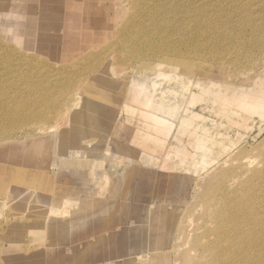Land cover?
<instances>
[{"label": "rangeland", "instance_id": "obj_1", "mask_svg": "<svg viewBox=\"0 0 264 264\" xmlns=\"http://www.w3.org/2000/svg\"><path fill=\"white\" fill-rule=\"evenodd\" d=\"M133 1L0 0V50L5 52L1 50L0 55L11 52L12 65L2 62L4 66H17L11 79L14 86L5 87L9 96L1 98L0 104H9L15 114L14 122L18 119L16 114L20 115L17 110L23 108L29 111L40 106L51 115L66 108L61 123L50 117L43 126L35 125H47V130L15 126L9 137L0 138V264H207L210 256H204L205 246L213 241L208 233L213 226L207 225L211 205L207 200L211 190L212 195L216 193L214 186L207 188L210 179L206 176L242 146L248 150L242 158L253 159L255 164L264 162L262 118L255 117L251 130L237 136L222 128L219 119L216 121L220 123L214 126L208 121L202 126L198 123L174 141L175 130L167 137L160 136L161 133L149 129V120L136 111L142 107L138 102L147 91L156 103L162 98L164 105L177 106L180 111L192 82L199 87L213 82L214 91L221 93L238 90L239 96L250 94L248 103L264 107V88L259 89L257 83L264 76V0L239 1L242 13L261 10L249 21L260 22L263 39L257 32L254 38L261 40L253 38L245 44L248 47H242L245 50L237 51L232 44L238 40L234 35V40H224L223 35L218 37L212 31L204 32L208 35L197 33L199 37L193 31L194 38L190 33H185V37L189 35L198 43L203 40L202 44L197 47L198 43L187 36V44H179L181 54L175 56L139 46L136 34L127 31L144 18L140 6L136 7ZM124 11L126 18L130 17L125 24V17L120 22ZM216 21L219 23V18ZM245 26L243 32H251L247 24L242 28ZM154 38L160 40L158 36ZM226 45L230 49L224 48ZM232 51L243 53L235 57ZM250 57L255 58L254 62ZM241 66L249 67L242 71ZM122 67L125 70L118 71ZM135 89L145 92L137 96ZM254 97L263 102H255ZM203 104L196 103L187 110L212 116L201 109ZM13 121L10 119L11 126L16 125ZM148 132L155 140L145 138ZM194 132L199 139L202 137L203 145L200 140L196 142L198 136ZM212 141L220 146L215 143L212 147ZM153 147L156 153L151 151ZM257 150L259 156H253ZM213 175L216 172L209 178ZM202 195L207 203L204 197L200 198ZM69 200L88 201L70 207L64 204ZM195 225L200 226L198 234ZM260 241L264 242L261 234Z\"/></svg>", "mask_w": 264, "mask_h": 264}, {"label": "bare ground", "instance_id": "obj_2", "mask_svg": "<svg viewBox=\"0 0 264 264\" xmlns=\"http://www.w3.org/2000/svg\"><path fill=\"white\" fill-rule=\"evenodd\" d=\"M222 1L230 3L231 6L229 7L228 5H226L222 2H218L217 0H135V1H133V3L135 2L136 7L140 6L139 12H141L143 14L144 18H143V20L141 19L140 22L134 23V25L132 27L127 28V31L136 34L135 40L137 41V44H139V46L145 45L146 47H149V48L153 47L165 55L170 54V55L175 56L177 54L178 55L181 54L179 52L180 48H178L179 46L181 47V45H179V44H184L183 47H185V45L187 44V41L185 40L187 36L189 37V40L190 39L193 40L192 39V37L194 35L193 31L196 32L195 35H197V33H201V32H203V34L205 35L207 33H204V32L212 31V32H215V34H217L218 37L223 35L225 37L224 40L228 39V37H230L234 40V38L236 37V39H238V40L232 41L234 48H236L237 51L238 50H245V48L242 49V47H244V46L248 47L245 44L251 43L250 41L253 40V38L257 32H259L258 34L261 35L260 31L262 29L261 27H263V26H261L260 22L259 21L256 22L254 20H253L254 22L249 21V20H251V16L253 17V15L256 12H260L261 10H257L255 12L251 11L249 13H242L240 8H239V1L240 0H222ZM208 8L210 9L211 12L208 10ZM124 13H125V11H124ZM263 14H264V12H263ZM124 17H125V22H124V24H125V23H127V21H129L127 19L130 17L128 16V18H126V13H125V16L120 18V22L123 23ZM218 18H219L220 22L223 23L224 25H222V24H220V22L218 23L216 21V19H218ZM223 18H224V20L226 19L227 22L222 20ZM252 19H254V17ZM243 24H245V25L247 24L248 29H250L251 32H249V33L243 32L244 29L246 28V26L244 28H242ZM119 32H121V31H119ZM148 32H152V33H149V35H147ZM185 33H187V34L190 33V35H192V37L189 35H187L185 37V35H186ZM201 35H202V33H201ZM233 35H234V38H233ZM133 36L134 35H132V37ZM154 36L160 37V40L154 38ZM197 36L199 37L200 35H197ZM223 36H222V38H223ZM260 37L263 39L262 35ZM255 38H254V40L260 39L258 37L256 39ZM196 39L198 40V38H196ZM216 39H218V38H216ZM219 39H221V38H219ZM232 39H230V41ZM200 40H202V38ZM209 40H211V39H209ZM222 40H221V42L224 43ZM193 41H195V40H193ZM207 41H208V38H207ZM226 41L229 43L228 40H226ZM202 42H203V40H202ZM202 42H199V43L202 44ZM262 42H264V40H262ZM197 43L198 42H196V44ZM199 43L197 44L198 46L196 44L195 45L197 47H199V45H200ZM206 43H208V42H206ZM218 43H220V42H218ZM252 43H253V41H252ZM255 43L256 42H254V44ZM120 44H121V42H120ZM189 44H193V42H191ZM257 44H256V47H257ZM260 44H262V43L260 42ZM222 45L223 44H221L220 46H222ZM208 46L212 47L211 45H208ZM217 46H219V45L217 44ZM227 47H228V45H226L224 48H227ZM3 49H4V47H3ZM186 49L188 50L190 48H187V46H186ZM218 49H220V48H218ZM1 50H2V48H1ZM1 50H0V53L2 54V52H4V51L2 50V52H1ZM203 50H204V48H203ZM223 50L221 49L220 51L222 52ZM256 50H258V49H256ZM146 51H148V49H146ZM191 51H193V50L191 49ZM248 51L246 50L245 53H247ZM251 51H254V50H251ZM6 52H8V50H6ZM206 52H208L207 49H206ZM226 52H224V53H226ZM239 52H240V54L238 52L236 53V51H235V54L242 55L243 52L242 53H241V51H239ZM257 52H259V51H257ZM10 53L11 52H9V54ZM113 53H114V51H113ZM204 53H205V51H204ZM9 54L8 55L4 54L5 56L0 55V100L5 95H7L6 92L4 91V89H6L5 87L7 85L14 86V84L11 83L12 82L11 79L13 78L12 74L14 75L16 73L15 68L17 66L13 65L12 67H10L12 65V63H10L12 61V59L10 61V55H12V53L10 55ZM183 54L185 55L184 52H183ZM235 54L233 52L232 55L236 57ZM249 54H250V52H249ZM222 55L224 58L225 55L224 54H222ZM239 55H237V56H239ZM248 56H250V55H248ZM251 56H253V53L251 54ZM114 57H116V55ZM244 57L246 58L247 56L245 55ZM223 58L221 60H223ZM239 58H240V56L238 57V60H239ZM111 59L113 60V56ZM184 59H185V57H184ZM208 59H209V56H208ZM116 60H117V58H116ZM251 60H252V58H251ZM2 61H4L6 63V65H10V66H4ZM113 61L115 62V60H113ZM117 61L120 62L119 60H117ZM218 61H220V60H218ZM224 61H225V58H224ZM242 61H243V59H242ZM245 61H247V60H245ZM13 62L15 63V61H13ZM229 62H230V60H229ZM249 62H247V63L245 62V63L248 65ZM231 63H229V64H231ZM117 64L118 63H116V65ZM122 64H124V63H122ZM205 64H207V63H205ZM114 65H115V63H114ZM238 65H239V63H237V67H238ZM2 66H4V67H2ZM252 66H250L251 70H252ZM200 67H201V65H200ZM239 67H240V65H239ZM241 67L244 68L243 66H241ZM248 67H246L247 70H248ZM112 68H113V66H112ZM114 68H113V70L115 71ZM124 68L121 70H118V71L125 70ZM126 68H127V66H126ZM242 68H241V70H242ZM246 68H244V70H242V71H245ZM236 70L238 71L237 68L235 69V71ZM254 70L255 69L252 70L253 73H255ZM240 74H241V72H240ZM228 81H230V80H228ZM259 81H261V82H259ZM209 83L211 86L208 85L206 87H199V85H194V83L192 82L190 84V87H192V89L190 88L189 93L187 92V94H186L187 98L183 102V106H182V108H180V111L178 108H176L177 106L176 107H170V106L164 105L162 98L159 101V103H156L152 99L153 97L152 98H151V96L149 97V95L147 93L148 91L145 92V90H143V89H139V90L135 89L136 91H133V92L137 96H140L139 94H142V91L145 92V95L143 93V97L141 98L142 101L138 102L142 107H140V105H139L140 109L138 108V110H136V111H139V113H140L139 115L140 116L142 115L146 119V121H147V119L149 120V122H148L149 129L152 128L151 130H153L154 132L156 131L158 133H161V135L159 134L160 136L164 135L165 137H167L171 134V132H173L175 130L176 134L174 132V134H175V136L173 137L174 141L178 140V139H176L177 136L179 137L181 135L183 136L184 134L186 135V131L190 130L191 127H193L194 125H196L198 123H200L202 126V125H204L205 122L208 121V123L210 122L212 124V126H214L216 123L219 122V121H216V119H219V120H221V127L222 128L227 129L228 131L231 130L233 132V135L237 136V135L247 131L249 129L250 125H253L255 117L260 118V120H261V118L264 120V107L260 106V105L255 106L251 102L248 103L247 99L249 98V100H250L252 98L250 96V94L246 93L243 96H239L241 94V92L238 93V90H232L231 94L221 93L220 91L217 92V91H214V89H213L214 83L213 82H209ZM257 83L259 84L258 85L259 89H261L262 87L264 88V76L262 78H260L257 81ZM197 89H200V91L197 93H194L195 90H197ZM10 92L11 93H9V94L12 95V91H10ZM137 92H138V94H137ZM130 95H131V93H130ZM7 96H9V95H7ZM7 96H5V97H7ZM162 96H163V94H162ZM132 99L133 100L136 99V96H134ZM254 100L257 103L263 102V100H259V98H257V97H254ZM204 102H206V103L203 104ZM134 103H137V102H134ZM196 103L203 104L204 107L201 109L204 110V112H206V110H207V112L212 114V116L206 117L204 115V113H202L203 115L202 114H195L192 111L190 112L187 110L190 106H193ZM4 104H5V106H2V104H0V138L9 137L10 133H12V131H14L16 129V127H18V129L19 128L21 129V126H23V127L25 126L26 129L30 127L32 130L39 131V132L47 130V128H44L47 125H45L44 127H39V126H35V125L46 124L43 122H48L50 117L52 120L54 119V121H56L57 124L61 123V120L63 119V115H61V114H64V111L66 109V108H64L63 110H61V108H60V110L58 111L57 109L59 107H57V109H56L57 111L55 112V114L51 115L52 112H49L47 114L46 112L42 111V108L40 106H38L37 109H34V106H33V107H31V110H29V111H27L26 108H23L21 111L17 110L16 113H19L20 115L16 114L18 119H16V122H14L13 121L14 115H15L14 111L13 112L11 111L9 104H7V103H4ZM263 105H264V102H263ZM2 107L4 108L3 113H2ZM129 109H131V108H129ZM129 109H128V112H129ZM132 110H133V108H132ZM22 111H24L23 114H22ZM53 111H54V109H53ZM178 111H179V113H178ZM1 113H2V115H1ZM177 113H178L179 117H177V120L175 121L174 117H175V114H177ZM10 119H11V121H13L12 123L13 124L16 123V125L11 126ZM112 120H113V118H112ZM262 124H263V122H262ZM51 129H54V128H51ZM147 129H145V130H147ZM23 130H25V128ZM249 130H251V129H249ZM258 130L260 133L261 132L260 128H258ZM195 132H194V135L198 136V133H195ZM140 133L142 134V132H140ZM148 134L149 135H145L146 136L145 138L146 139L147 138L152 139V136H150V132H148ZM189 134H192V133H189ZM140 136H143V135H140ZM192 136H193V134H192ZM192 136H191V138L194 137V136L193 137ZM222 137H223V135H222ZM156 138H158V137L156 136ZM188 138H190V137H188ZM199 138H200L199 136L197 138H195L196 142L201 141L200 144L204 143L201 140L202 137H201V139H199ZM195 139H194V141H195ZM152 140H155V139H152ZM161 140H163V139H161ZM164 140H167V139H164ZM209 140H211V138ZM213 140H214V138H213ZM142 142H143V140H142ZM209 142H211V141H209ZM259 142H262V141H259ZM215 143L217 144V142L212 141V144L211 143L210 144L213 147V146H215ZM161 144H162V141H161ZM197 145H199V144H197ZM201 145H203V144H201ZM217 145L220 146V143ZM153 146H154V144H153ZM249 146L253 147L251 144H249ZM249 146H248V148H249ZM146 147H148V146H146ZM154 147L157 148L158 145H157V147L156 146H154ZM154 147L151 148L152 149L151 151H154V153H156L154 150ZM163 148L164 147H162V149ZM208 148H210V147L208 146ZM243 148H246V147H244V146L239 147L238 150L235 152L237 154L234 155L231 153V154H229V156L225 157L226 160H224L221 164L218 165L219 167L217 168V170L215 169L216 171H214V172L211 171V173H210L211 175L215 174V172H216V175H213V177H211L212 179L209 178L210 177L209 173L207 175L208 177L206 176V179L207 178L210 179L209 183L206 184V185H209V187L207 186V188H210V187L212 188V186H214L216 191H217L216 192L215 189L212 188L214 190V192L216 193V195H212L213 193H210V192H212V190H211L208 194L211 197L209 198V196L206 195L209 198L208 200L205 199V197L203 196L205 194L200 196V198L204 197L203 198L204 202H206L205 200H207L211 204L209 209H208L209 221H208L207 225L213 226V229L208 231V233L210 234L209 236L213 237V241L209 242L205 246L206 250H205L204 256H206V257L210 256V259H209L207 264H264V242L260 241V234H261V237H264V232H263L264 231V228H263V226H264V212L262 211L260 213L261 210H264V162L255 164L251 161L253 159L249 160V159H247L248 158L247 156H246L247 160H245L244 158H242V156L244 155V151L247 155L248 150L246 151L247 148L246 149H243ZM203 149H205V147H203ZM223 149H221L222 151H220V153L222 152L221 153L222 156L225 155V152ZM143 150H144V148H143ZM166 151L168 154V150H166ZM170 151H171V149H170ZM210 152H212V150H210ZM223 152H224V154H223ZM258 152H254V154L252 153V155L254 156L255 154H258V156H259L260 152L259 153ZM160 153H162V152H160ZM163 153H164V151H163ZM177 155H179L178 152H177ZM177 155H176V157H177ZM217 155L220 156L219 152L217 153ZM262 156H263V154H262ZM165 157H166V155H165ZM191 159H192V156H191ZM216 159H217V157H216ZM168 160L166 161V165L168 163ZM248 160H249V162H247ZM193 161L194 160H192V162ZM253 164H255V165L253 166ZM174 168H175V166H173V169ZM218 169H220L219 170L220 172H218ZM169 170H171V169H168V171ZM173 171H175V170H173ZM79 175H81V174H79ZM211 180L213 182H211ZM207 181H205V182H207ZM214 181L215 182L217 181V182L215 183ZM213 183H215V184L213 185ZM216 184H218V185H216ZM206 192L208 193V189H207V191L205 190V193ZM87 201L88 200H78L77 202L65 201L64 204L71 207V206H75V205H80L81 203H86ZM90 201H92V200H90ZM203 201H202V203H203ZM204 208H205L204 210L207 211L206 207H204ZM200 211H201V205H200L199 212ZM201 214H202V212H201ZM197 215H198V213H197ZM199 216H200V214H199ZM201 218H203V216ZM194 219L196 220V218H194ZM203 224H205V223H203ZM199 225H200V223H199ZM212 226H210V227H212ZM194 227L196 228V233L197 234L200 233V231H201L199 229L200 226L196 227V225H195ZM195 228H193V230ZM197 229L199 232L197 231ZM192 231L189 232L190 235L193 233ZM190 235H189V237H190ZM201 241L203 242V240H201ZM201 244H200V247L202 248ZM191 251L192 250H190V252ZM202 252H203V250H202ZM195 260H196V258H195ZM203 260H204V258H203ZM203 260H201V261H203Z\"/></svg>", "mask_w": 264, "mask_h": 264}, {"label": "crops", "instance_id": "obj_3", "mask_svg": "<svg viewBox=\"0 0 264 264\" xmlns=\"http://www.w3.org/2000/svg\"><path fill=\"white\" fill-rule=\"evenodd\" d=\"M69 201H71V200H69ZM74 202H77V201H74ZM66 206H67V205H66ZM66 206H65V207H66Z\"/></svg>", "mask_w": 264, "mask_h": 264}]
</instances>
